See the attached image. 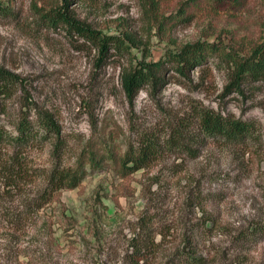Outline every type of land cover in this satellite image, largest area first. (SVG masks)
I'll return each mask as SVG.
<instances>
[{
  "label": "rangeland",
  "instance_id": "374dc122",
  "mask_svg": "<svg viewBox=\"0 0 264 264\" xmlns=\"http://www.w3.org/2000/svg\"><path fill=\"white\" fill-rule=\"evenodd\" d=\"M0 2L11 8L0 15V67L17 79L1 125L12 129L21 113L52 114L63 164L90 146L121 154L143 131L163 142L154 160L125 175L112 158L85 163L77 186L26 220L20 211L29 201L35 207L42 175L56 160L52 139L19 152L28 174L16 183L6 172L12 150L1 148L0 264H160L184 241L196 243L206 264H264V232L254 241L236 237L264 219V81L226 90L233 66L216 51L185 75L167 69L159 86L141 87L132 100L120 83L123 66L191 41L249 55L264 38V0H70L76 18L124 39L127 49L101 64L90 42L40 17L61 0ZM201 107L252 121L256 136L245 145L188 142L196 156L164 144L180 123L196 132ZM150 238L156 246L139 250Z\"/></svg>",
  "mask_w": 264,
  "mask_h": 264
},
{
  "label": "trees",
  "instance_id": "16d2710c",
  "mask_svg": "<svg viewBox=\"0 0 264 264\" xmlns=\"http://www.w3.org/2000/svg\"><path fill=\"white\" fill-rule=\"evenodd\" d=\"M61 0V3L40 11V17L52 25L64 24L66 28L79 34L85 40L97 48L98 55L96 60L101 64L110 52L122 53L126 50L124 39L114 33H105L94 28L91 24L81 21L68 11V2ZM232 3H240L242 0H231ZM183 8L179 9L180 14ZM11 8L0 2V15H7ZM186 12V10H185ZM112 50V51H111ZM224 54L226 60L233 66L232 79L225 85L226 90L242 92V85L246 81H264V38L250 52L244 56L235 51H224L218 44L204 40H196L182 44L176 50H167L156 59H138L136 63L123 66L120 71V83L126 96L132 100L138 90L148 85L150 88L159 86L164 80V72L173 69L176 73L185 75L191 68L203 63L214 52ZM16 75L9 70L0 67V112L7 111V100L12 94V85L16 81ZM196 132H190L179 126H174L165 138L164 144L174 146L176 150L195 155V148L188 142L198 145L206 140L219 141L232 145H245L254 136L256 128L252 121L232 114L223 113L210 107L198 108L195 115ZM12 129H7L0 124V149L10 148L12 153L6 163V172L11 182L26 178L27 170L24 169V161H20L19 152L27 147L38 144L40 141L52 139L51 150L55 161L52 166L45 170L42 175L41 189L36 194L37 203L26 204L29 207L21 209L25 220L39 207L53 200L58 191L77 186L84 176L83 165L89 162L91 165L100 164V161L112 158L119 164V172L125 175L148 165L154 160L162 150L163 142L156 132L143 131L139 139L129 142L128 146L121 154L113 153L107 147L100 149L93 147L82 148L75 158L74 164H63L62 159L65 152L64 144L61 142V130L58 122L52 114L44 112L30 117L26 113H21L12 121ZM193 151H195L193 153ZM22 152V151H21ZM100 152V153H99ZM98 155H100L98 157ZM22 158V157H21ZM264 232V219L256 218L251 220L248 225L241 228L235 235L240 241H254L259 233ZM154 239L149 242L143 241L141 248L147 249L156 246ZM201 252V251H200ZM198 252L196 243L184 244L181 248H176L172 256L168 257L160 264H206V254Z\"/></svg>",
  "mask_w": 264,
  "mask_h": 264
}]
</instances>
